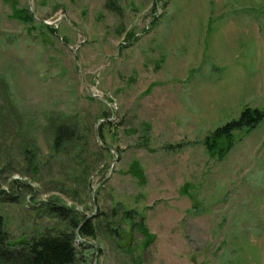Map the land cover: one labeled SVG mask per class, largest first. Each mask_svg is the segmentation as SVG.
<instances>
[{
	"label": "rangeland",
	"instance_id": "374dc122",
	"mask_svg": "<svg viewBox=\"0 0 264 264\" xmlns=\"http://www.w3.org/2000/svg\"><path fill=\"white\" fill-rule=\"evenodd\" d=\"M113 1L0 0L9 241L65 228L54 203L93 225V244L74 242L80 264H264V117L234 131L221 160L202 143L245 107L264 110V0H115L112 11ZM21 8L34 11L31 23L16 19ZM40 18L61 19L51 32ZM77 113L94 150L110 119L99 136L111 150L95 152L82 176L49 149L52 122ZM23 142L36 146L37 174ZM127 210L144 216L153 241Z\"/></svg>",
	"mask_w": 264,
	"mask_h": 264
},
{
	"label": "trees",
	"instance_id": "16d2710c",
	"mask_svg": "<svg viewBox=\"0 0 264 264\" xmlns=\"http://www.w3.org/2000/svg\"><path fill=\"white\" fill-rule=\"evenodd\" d=\"M107 4L112 11L118 10L115 0L111 3L107 2L106 5ZM14 15L16 19H19L22 22L31 23L34 14L30 11L26 12L25 9L21 8L14 10ZM40 23L51 32H55L53 26L47 25L43 22ZM28 30L30 31L31 28ZM89 99L94 100L95 98L89 96ZM263 117L264 110L245 107L241 110L237 119H232L225 124L218 126L215 130L206 135L202 140V143L208 153L211 155H217V158L221 160L233 146V132L243 129L245 133H249L256 127ZM80 120L81 116L77 113L74 114V117L62 115L60 120L53 121L51 124L53 125V129L49 149L51 152V160L63 156L68 158L73 165V167L70 166V171L72 170V173H78L82 176L88 174L89 169L93 165L90 161L92 160V155H95V152L100 154V152H103L104 150L108 153V150L104 148H101V150H94L90 147V142L86 133L80 129ZM103 128L104 122L102 121L98 125L100 136L102 135ZM84 131H87V128L84 129ZM78 134L83 135L78 136ZM142 138L145 139L146 137L143 136ZM71 141L73 145H71ZM142 145H145V143L143 142ZM20 150L21 153L25 154L27 169L33 174H37L40 169V162L36 157V146L32 142H23L20 144ZM141 171L142 170L137 167L136 170H134V174L136 176L141 175V180H144ZM71 175V173L66 174V178L72 180ZM62 184L68 185L65 180L64 182L62 181ZM51 208L56 212L59 218L64 220L67 218L65 228L57 230L56 232L41 231L25 241H22L18 246L9 241L8 234L3 229L2 218L0 216V264L81 263L79 250L74 242L78 238L85 239L88 237H95L91 221L86 220L81 222L78 216H76L73 211L71 212L72 209L61 205H54L53 203ZM51 208L48 207L49 210H51ZM127 212L128 213H126L125 216L131 220V225H134L144 237H148V241H153L154 236L149 234L148 229L144 225V216L140 215V221H136L134 219L135 214H131L132 216L128 215L129 212H134V210H127ZM134 213H136V211Z\"/></svg>",
	"mask_w": 264,
	"mask_h": 264
},
{
	"label": "water",
	"instance_id": "95a60500",
	"mask_svg": "<svg viewBox=\"0 0 264 264\" xmlns=\"http://www.w3.org/2000/svg\"><path fill=\"white\" fill-rule=\"evenodd\" d=\"M33 11V10H32ZM33 13H34V11H33ZM63 14H65V11H63ZM35 15V14H34ZM41 19V18H40ZM60 19L61 18H59V19H57V20H55L54 22H51V23H48V22H45L44 20H42L44 23H46V24H48V25H53V24H55V25H57L58 23H59V21H60ZM66 20H68V18L66 17ZM74 57H75V60L77 61V57H76V55H75V51H74ZM89 95H91L92 97H95V98H99L102 102H104L105 104H109V102L106 100V99H104V98H100V96H97V95H95V94H93V93H91V92H89ZM103 121L104 120H110V119H102ZM98 122H99V120H98ZM96 139H97V141L100 143V145L103 147V148H105V149H107V150H111V147H109V146H107V145H105L103 142H102V140H101V138H100V136H99V132H98V130L96 129ZM99 185V184H98ZM97 185V186H98ZM97 186H95L94 187V189L97 187ZM94 189H93V191H92V195L94 194ZM81 224V223H80ZM80 241H82V242H84L85 244H93L92 242H90V241H88V240H86V239H83V238H80ZM95 245V244H94ZM96 246V245H95ZM96 253H97V251L95 252V259H96Z\"/></svg>",
	"mask_w": 264,
	"mask_h": 264
}]
</instances>
